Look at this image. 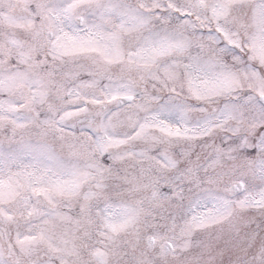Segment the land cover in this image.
<instances>
[{"label":"snow or ice","instance_id":"1","mask_svg":"<svg viewBox=\"0 0 264 264\" xmlns=\"http://www.w3.org/2000/svg\"><path fill=\"white\" fill-rule=\"evenodd\" d=\"M0 264H264V0H0Z\"/></svg>","mask_w":264,"mask_h":264}]
</instances>
